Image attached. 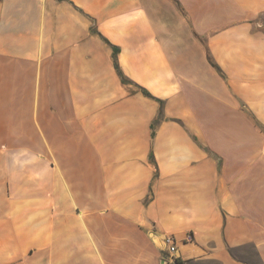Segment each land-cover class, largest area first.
Here are the masks:
<instances>
[{
    "label": "crops",
    "instance_id": "0c3cea01",
    "mask_svg": "<svg viewBox=\"0 0 264 264\" xmlns=\"http://www.w3.org/2000/svg\"><path fill=\"white\" fill-rule=\"evenodd\" d=\"M175 260L264 264V0H0V264Z\"/></svg>",
    "mask_w": 264,
    "mask_h": 264
},
{
    "label": "built area",
    "instance_id": "2783aa9c",
    "mask_svg": "<svg viewBox=\"0 0 264 264\" xmlns=\"http://www.w3.org/2000/svg\"><path fill=\"white\" fill-rule=\"evenodd\" d=\"M193 235L190 232H187L183 238L178 239L172 234H163L161 237V245L165 250L170 254V258L174 259L175 254L178 253V245L180 242H192Z\"/></svg>",
    "mask_w": 264,
    "mask_h": 264
},
{
    "label": "trees",
    "instance_id": "16d2710c",
    "mask_svg": "<svg viewBox=\"0 0 264 264\" xmlns=\"http://www.w3.org/2000/svg\"><path fill=\"white\" fill-rule=\"evenodd\" d=\"M229 252L233 254V250L232 249H229ZM175 263L176 264H180L181 262H179L178 260H175Z\"/></svg>",
    "mask_w": 264,
    "mask_h": 264
},
{
    "label": "rangeland",
    "instance_id": "374dc122",
    "mask_svg": "<svg viewBox=\"0 0 264 264\" xmlns=\"http://www.w3.org/2000/svg\"><path fill=\"white\" fill-rule=\"evenodd\" d=\"M247 252V254L249 255V256H251L252 257V253L249 251V250H246Z\"/></svg>",
    "mask_w": 264,
    "mask_h": 264
}]
</instances>
